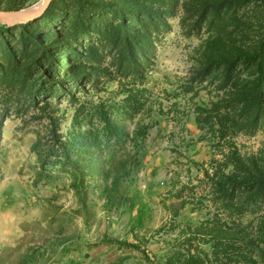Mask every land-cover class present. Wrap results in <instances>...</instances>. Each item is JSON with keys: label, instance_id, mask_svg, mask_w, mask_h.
Here are the masks:
<instances>
[{"label": "rangeland", "instance_id": "rangeland-1", "mask_svg": "<svg viewBox=\"0 0 264 264\" xmlns=\"http://www.w3.org/2000/svg\"><path fill=\"white\" fill-rule=\"evenodd\" d=\"M262 14L51 0L0 22V264H264V72L232 52L264 46Z\"/></svg>", "mask_w": 264, "mask_h": 264}, {"label": "trees", "instance_id": "trees-1", "mask_svg": "<svg viewBox=\"0 0 264 264\" xmlns=\"http://www.w3.org/2000/svg\"><path fill=\"white\" fill-rule=\"evenodd\" d=\"M245 1H248V2L254 1L255 6H258V8L260 5L264 4V0H245ZM262 15H264V14H262ZM263 18H264V16H263ZM262 23H263L262 17L261 18L258 17L256 19L252 20L250 22V25L254 26L256 28L257 27H263L264 25ZM251 30L253 32H255L256 29H251ZM240 41L241 40L238 39L233 44V46H232L233 55H234L235 59H249V60L253 61V63L255 64L254 74L256 75L257 80L259 81L262 78V75L264 72L263 71L264 70L263 64L261 62L264 59V46L262 43H260L259 45L252 47L250 50H246V49H244L238 45V42H240ZM261 160L264 161V154H263V157L261 158ZM236 161L240 162V159L236 158ZM248 161L253 164L256 173H258V175L262 176L264 168L258 166V164H256V162L253 161L252 159L249 160V158H248ZM227 179L228 180H225V178L221 177L219 182L220 183H226V182L234 183V180H232V178L228 177Z\"/></svg>", "mask_w": 264, "mask_h": 264}, {"label": "bare ground", "instance_id": "bare-ground-1", "mask_svg": "<svg viewBox=\"0 0 264 264\" xmlns=\"http://www.w3.org/2000/svg\"><path fill=\"white\" fill-rule=\"evenodd\" d=\"M44 2L45 0H39L32 6L20 9L18 10L19 14L23 16L24 18L32 17L34 14H36L40 10V8H42V6L44 5ZM0 22L7 23V24H17L22 21H18L15 18L5 16V17H0Z\"/></svg>", "mask_w": 264, "mask_h": 264}, {"label": "water", "instance_id": "water-1", "mask_svg": "<svg viewBox=\"0 0 264 264\" xmlns=\"http://www.w3.org/2000/svg\"><path fill=\"white\" fill-rule=\"evenodd\" d=\"M50 2H51V0H45L42 8H40V10L36 14H34L32 17H29V18H24L23 16H21L19 14V11L3 10V9H0V17L7 16V17L15 18L18 21L29 22V21H32V20L36 19L37 17L41 16L45 12V10L48 8Z\"/></svg>", "mask_w": 264, "mask_h": 264}]
</instances>
